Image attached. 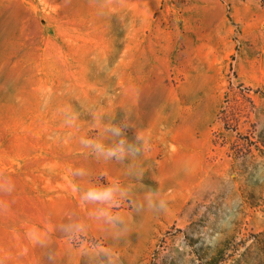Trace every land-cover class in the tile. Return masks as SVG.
I'll return each instance as SVG.
<instances>
[{
	"label": "rangeland",
	"instance_id": "obj_1",
	"mask_svg": "<svg viewBox=\"0 0 264 264\" xmlns=\"http://www.w3.org/2000/svg\"><path fill=\"white\" fill-rule=\"evenodd\" d=\"M0 264H264V0H0Z\"/></svg>",
	"mask_w": 264,
	"mask_h": 264
},
{
	"label": "clouds",
	"instance_id": "obj_2",
	"mask_svg": "<svg viewBox=\"0 0 264 264\" xmlns=\"http://www.w3.org/2000/svg\"><path fill=\"white\" fill-rule=\"evenodd\" d=\"M106 132L109 133L112 137L118 138L115 143L111 146H105L104 144L93 141L90 139H82L81 144L83 147L90 149L98 157H103L105 159H117L123 160L127 155L135 154L138 149L134 144H129L121 136V129L118 126H112L106 129ZM83 170H77L74 172L76 176L84 175ZM72 190L74 192L79 191V189L72 185ZM127 195V191L119 184H110L103 186H94L89 187L87 190L83 191L80 194V202L84 203H95L98 205H104L105 207H100L97 209V215L103 216L108 219L110 222H118L116 217H113L109 214V209L115 207L119 204L120 199L124 198ZM155 194L146 197L150 207H157L163 209L165 202L163 200H154L153 197ZM63 230L66 233H73V222L70 221L68 224L63 226Z\"/></svg>",
	"mask_w": 264,
	"mask_h": 264
}]
</instances>
